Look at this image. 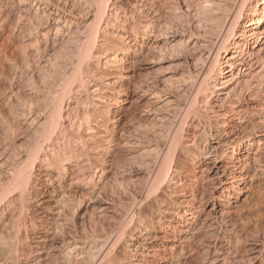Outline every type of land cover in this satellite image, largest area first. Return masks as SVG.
Listing matches in <instances>:
<instances>
[{"label":"rangeland","instance_id":"rangeland-1","mask_svg":"<svg viewBox=\"0 0 264 264\" xmlns=\"http://www.w3.org/2000/svg\"><path fill=\"white\" fill-rule=\"evenodd\" d=\"M142 1L0 0V264H84L66 253L85 240L104 246L102 256L123 257L132 226L158 209L153 197H165L172 139L188 142L192 115H211L220 105L219 95L194 97L206 70L205 43L218 39L197 29V1L153 0L147 10ZM196 32L204 33L189 38ZM217 70L206 86L216 84ZM189 104L194 113L188 110L184 125ZM39 114L56 124L52 138L36 141L27 123ZM258 122L247 113L242 126ZM256 169L248 190L207 219L212 227L202 226L212 197L200 193L198 222L179 242L168 236L166 255L150 264H264V173Z\"/></svg>","mask_w":264,"mask_h":264},{"label":"bare ground","instance_id":"bare-ground-1","mask_svg":"<svg viewBox=\"0 0 264 264\" xmlns=\"http://www.w3.org/2000/svg\"><path fill=\"white\" fill-rule=\"evenodd\" d=\"M94 1L95 0H93V2ZM196 1L198 3V8L197 11L193 12L197 13V15H200L196 16L194 14V17H200L196 20L198 25L197 29H202L206 36L217 33L218 39L216 44H212V42L209 40H207L205 43L206 49H203L206 50V53L200 57L201 59L204 58L206 70L204 71L203 80L200 79L201 82L199 80V84L196 82V80V87L194 86V83L192 85L195 87L194 91L196 90V96L194 97L198 100L199 93H209V101L214 94L219 95L218 102L220 105L216 106L213 104L215 106H212L210 109L212 110L210 112L211 115H192L190 121L193 122H191L190 126L194 129V132L190 134V139L188 138L187 140L188 142H183L181 139H179V137L178 139H175L176 137H174L172 142L170 141L172 147L174 148V153L172 151L171 145L168 146V151L170 154L172 151L174 155L171 154L173 159L170 157L171 162L169 165V171L165 175L166 177H163V183L165 185V197H153V202L158 204V209H156V211L151 214L152 216L150 218L142 216L139 219V223L132 226V229L129 232L130 236L124 240L123 257L112 255V253L110 255V251H108L109 254L107 253L102 256L101 254L103 252L101 253V251L103 250L104 246H102L101 250V248H98V245L95 242H89L88 240H85L76 242L67 248L68 250L66 254L69 259L73 256H78L80 257L81 262L84 264H150V258L156 259L166 255L165 252L167 248L164 245H161L163 242L169 241L168 236H173V241L179 242V240L176 241V238H179V233H188V227L191 226V224L198 222L195 221L200 219V217L197 216L198 212L195 210V202L196 197L199 196L200 193H202V195L210 193V196L212 197L210 198V203H213V205L210 209V213L207 215V218L205 216L203 218L204 220H202L204 221L202 226L205 225L206 227L209 224L207 219H215V215L219 213V207H221L223 202L234 197V195H243L245 191L248 190L247 184L249 181L252 182L253 179H255L258 175L254 173V175H252L253 177L251 176L250 171L253 165H260L259 170L263 171L264 173V165H261L263 164L262 162H264V56H261V54L264 53V0H238V3L233 5H226L223 3L224 0ZM105 2L107 3V1ZM142 2L143 6L140 9L147 10L148 8L152 7L153 0H143ZM232 2L230 1L231 4ZM105 7H103L102 10L107 8ZM142 10L140 11L141 13ZM102 15L104 16V14H101V16ZM152 23H154L153 26H155V21H152ZM194 26H196V24ZM192 34L193 35L189 36V38L193 37V39H196V37H202V34L200 35L198 32ZM164 37L165 36H161L158 38V40H163L165 39ZM91 38L89 41L92 40ZM96 39H93L91 42H94ZM213 45L217 46L213 48ZM79 59L80 58H78V60ZM113 59L115 58H110L109 60L112 61ZM109 62L106 61L105 65H110ZM223 67L228 69L226 71H221L220 69ZM217 68L220 71L217 70ZM215 69L217 70L216 72L220 73V77L213 80L216 84H212V86H210L209 81L208 86H206L207 84H205L204 81H206V78L208 79L209 76V78H211L212 73L210 71L215 72ZM200 73H202V70ZM114 84L115 83H109L108 86L111 87L114 86ZM258 84H261L260 87H258ZM233 85L234 87L232 88L231 86ZM189 86H191V84ZM187 88L190 89L189 87H186L185 89L187 90ZM238 88H240V91L242 88L241 93L238 94L239 96L237 97L236 94V99H230L229 97L232 94L235 95L234 93L238 92ZM78 89L79 88H77V90ZM191 89L189 91H192ZM227 90L228 92L225 93ZM148 92L149 90L145 92L143 91L144 94L141 97L148 96ZM229 99L233 100V102L229 101ZM165 100L161 98L160 102H164ZM193 100L192 102L196 101ZM167 103H170V101ZM242 104L244 106H241ZM190 106L191 107L187 108V113L185 112L186 115L184 113L185 119L182 118L184 120V125H186L187 119L190 118L189 114H191V112L194 113V111L191 110L193 105L191 104ZM62 108L63 107H61V109ZM189 109L191 112L188 111ZM251 109L253 111H250ZM45 110H48V108ZM247 113H252L253 117L259 119V122L256 124L253 123L250 126H242L244 125L243 123L244 119L247 117ZM44 115L39 114L38 118H31L27 123L30 126L29 128H33L34 130L36 129V141H40L41 139L46 140L45 138L48 137L49 139L55 135L54 132L57 128L56 124H53L54 122L52 124L43 122ZM56 116L54 118H56ZM211 118L215 120H212ZM180 127H182V125ZM257 143L258 149L257 152L254 153L253 149L256 148L255 145ZM170 147L171 151L169 150ZM164 160H166V158ZM201 166H203L202 169ZM259 170L256 169V172ZM199 173H202L201 177H199ZM17 181L18 180H16V182ZM149 193L151 195L152 189ZM135 215L132 216L133 218L131 221H133ZM212 226L213 225L210 226L209 224L207 227ZM197 237L198 236L196 235L192 237V239H190L191 242H195ZM183 243L181 242V244ZM99 245L101 247V244ZM97 249H99L100 252H98ZM143 252L147 253L148 258H146V260L142 259L143 255L145 254H143Z\"/></svg>","mask_w":264,"mask_h":264}]
</instances>
